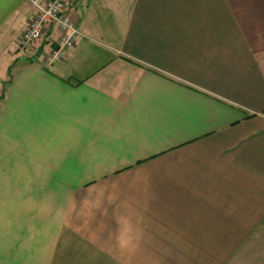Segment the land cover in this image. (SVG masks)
<instances>
[{
    "label": "crops",
    "instance_id": "0c3cea01",
    "mask_svg": "<svg viewBox=\"0 0 264 264\" xmlns=\"http://www.w3.org/2000/svg\"><path fill=\"white\" fill-rule=\"evenodd\" d=\"M32 1L0 0V264H264V0H70L52 64Z\"/></svg>",
    "mask_w": 264,
    "mask_h": 264
},
{
    "label": "built area",
    "instance_id": "2783aa9c",
    "mask_svg": "<svg viewBox=\"0 0 264 264\" xmlns=\"http://www.w3.org/2000/svg\"><path fill=\"white\" fill-rule=\"evenodd\" d=\"M32 4L35 14L19 38L18 51L24 52L38 47L46 30L55 26L61 34L56 47L44 53V59L47 64L62 60L65 51L76 43L80 35L72 15L70 0H33Z\"/></svg>",
    "mask_w": 264,
    "mask_h": 264
},
{
    "label": "rangeland",
    "instance_id": "374dc122",
    "mask_svg": "<svg viewBox=\"0 0 264 264\" xmlns=\"http://www.w3.org/2000/svg\"><path fill=\"white\" fill-rule=\"evenodd\" d=\"M38 254V252H36V255ZM38 262H40L41 263V259L40 258H36V263L35 264H40V263H38Z\"/></svg>",
    "mask_w": 264,
    "mask_h": 264
}]
</instances>
